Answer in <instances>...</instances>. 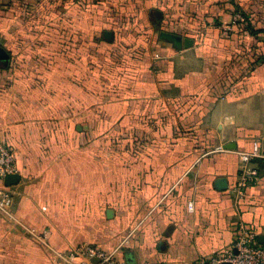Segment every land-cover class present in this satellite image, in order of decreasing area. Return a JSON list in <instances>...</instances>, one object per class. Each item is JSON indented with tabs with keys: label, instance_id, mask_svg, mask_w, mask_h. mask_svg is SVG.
<instances>
[{
	"label": "crops",
	"instance_id": "crops-1",
	"mask_svg": "<svg viewBox=\"0 0 264 264\" xmlns=\"http://www.w3.org/2000/svg\"><path fill=\"white\" fill-rule=\"evenodd\" d=\"M10 1L33 23L49 5L50 26L62 18L54 4L66 2ZM238 13L264 29V0H94V64L84 68L58 63L52 27L26 34V54L54 60L11 69L0 88V141L20 175L10 213H0V264H64L59 254L82 243L132 264H187L233 249L242 225L264 245V158L252 161L260 178L244 199L232 192L240 152L264 146V68L231 65L238 52L264 55V43L223 30ZM6 50L10 60L24 52Z\"/></svg>",
	"mask_w": 264,
	"mask_h": 264
},
{
	"label": "rangeland",
	"instance_id": "rangeland-1",
	"mask_svg": "<svg viewBox=\"0 0 264 264\" xmlns=\"http://www.w3.org/2000/svg\"><path fill=\"white\" fill-rule=\"evenodd\" d=\"M54 2H58L57 0H51ZM66 2H61L56 5L57 16L61 15V19H54L56 22L55 25L50 26L46 24L44 20L46 19V11L49 10L48 6H42L40 11L34 12L37 14V17L34 18V23L30 22V20H26L22 18V13L14 10V5H12V1L10 0H1L5 9L2 11V21L0 22V42L1 46H4L10 52H17L18 49H24V52L21 55L16 56L13 55L11 60L8 63V66H4L3 62L0 63V88L9 87L11 83V69L13 68H47L51 64L50 62L54 60V56L47 55V52L41 55H37L35 57L34 53L26 54V34H31L32 31L35 32V28H38L39 36L42 34L48 35L46 33L49 27L55 29L54 33L59 36V41L57 42V47H59L61 51V55L58 58L59 64L65 65L67 68H84V65L87 63L94 64V56L90 58L88 52L93 50L91 44V38L94 36V24L90 22V18H94V0H83L84 6L80 8L77 1L78 0H65ZM47 4L49 1L46 2ZM13 6V8H12ZM122 6V5H121ZM40 12V13H39ZM49 12V11H48ZM51 12V11H50ZM49 12V13H50ZM120 15L123 13V10H118ZM20 13V14H19ZM60 13V14H58ZM0 14V15H1ZM52 15V13H50ZM19 17V18H18ZM25 17V15H24ZM55 17V16H54ZM53 17V18H54ZM80 18V21H71L72 18ZM84 17V18H83ZM151 22L154 24L157 22V18L152 16ZM35 20L38 22L35 24ZM19 21V22H18ZM200 23V27H202ZM258 30L262 35V39L260 42L264 43V29L262 27L258 28ZM44 31V33H43ZM19 32V37L17 39H13V35ZM35 32V33H37ZM156 33V30H155ZM16 36V35H15ZM24 36V37H22ZM31 38V37H30ZM42 40V39H40ZM33 43V41H32ZM72 51L73 54L63 55L62 51L64 50ZM26 51V52H25ZM84 52L83 54L81 52ZM87 53V54H86ZM34 54V55H33ZM94 55V53H93ZM27 61H29V66L27 65ZM47 65H45V64ZM232 68H264V55H260V52L256 51L255 53H244L238 52L234 59L231 62ZM32 66V67H31ZM93 79L95 77L93 76ZM94 87V84H93Z\"/></svg>",
	"mask_w": 264,
	"mask_h": 264
},
{
	"label": "built area",
	"instance_id": "built-area-1",
	"mask_svg": "<svg viewBox=\"0 0 264 264\" xmlns=\"http://www.w3.org/2000/svg\"><path fill=\"white\" fill-rule=\"evenodd\" d=\"M247 20L244 14L238 13L232 24L223 26V30L232 33L235 27H246ZM240 158L238 178L232 187L238 201L244 199L247 189L260 178V172L252 165V161L255 158H264V146L258 140H254L250 150L240 152ZM15 173H17L15 150L7 142L0 141V213L4 215L10 213L14 202L11 186L5 185L4 180L8 175ZM188 208L190 211L193 210L192 202H189ZM59 256L64 264H132L126 259L118 258L115 251L89 243L75 245ZM93 259L98 261L94 262ZM187 264H264V245L258 242L257 233L252 228L242 225L238 227L233 249L209 259H198Z\"/></svg>",
	"mask_w": 264,
	"mask_h": 264
},
{
	"label": "water",
	"instance_id": "water-1",
	"mask_svg": "<svg viewBox=\"0 0 264 264\" xmlns=\"http://www.w3.org/2000/svg\"><path fill=\"white\" fill-rule=\"evenodd\" d=\"M158 17L160 18V16L158 15ZM163 35L169 39H171L172 41L178 43L179 45L184 44L185 48H190L193 46L194 41L191 38H184L181 35L178 34H174V33H170V32H163ZM104 38L106 40H112L113 38V33L111 31H105L104 32ZM10 61V53L2 46H0V62H3L4 66H8V63ZM80 128V127H79ZM234 147L232 145H228L226 146V148H231ZM20 180V175L18 173L15 174H11L8 175L5 180L4 183L7 186H13L16 185ZM215 186L218 190H225L228 188V180L225 177H219L217 178V180L215 181ZM94 262H97V259H93Z\"/></svg>",
	"mask_w": 264,
	"mask_h": 264
},
{
	"label": "trees",
	"instance_id": "trees-1",
	"mask_svg": "<svg viewBox=\"0 0 264 264\" xmlns=\"http://www.w3.org/2000/svg\"><path fill=\"white\" fill-rule=\"evenodd\" d=\"M246 18H247V17H246ZM247 19H248V18H247ZM247 21H248V22H247L246 27L238 26L237 28L240 29V30L249 29V30L252 32V34H256V33L260 32L258 29L256 30V29H254V28L251 26V24H250V20H249V19H248ZM226 33H227V32H226Z\"/></svg>",
	"mask_w": 264,
	"mask_h": 264
},
{
	"label": "flooded vegetation",
	"instance_id": "flooded-vegetation-1",
	"mask_svg": "<svg viewBox=\"0 0 264 264\" xmlns=\"http://www.w3.org/2000/svg\"><path fill=\"white\" fill-rule=\"evenodd\" d=\"M1 63V62H0Z\"/></svg>",
	"mask_w": 264,
	"mask_h": 264
}]
</instances>
